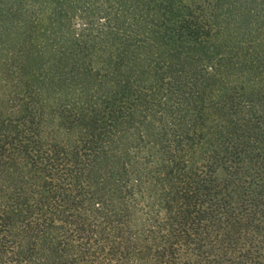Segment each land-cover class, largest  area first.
Masks as SVG:
<instances>
[{
    "label": "trees",
    "instance_id": "16d2710c",
    "mask_svg": "<svg viewBox=\"0 0 264 264\" xmlns=\"http://www.w3.org/2000/svg\"><path fill=\"white\" fill-rule=\"evenodd\" d=\"M0 264H264V0H0Z\"/></svg>",
    "mask_w": 264,
    "mask_h": 264
},
{
    "label": "rangeland",
    "instance_id": "374dc122",
    "mask_svg": "<svg viewBox=\"0 0 264 264\" xmlns=\"http://www.w3.org/2000/svg\"><path fill=\"white\" fill-rule=\"evenodd\" d=\"M246 11H244V14L242 15V22H246L245 20L249 19V15L245 14ZM244 19V20H243ZM256 125H258V123H254V130L258 131V129H256Z\"/></svg>",
    "mask_w": 264,
    "mask_h": 264
}]
</instances>
